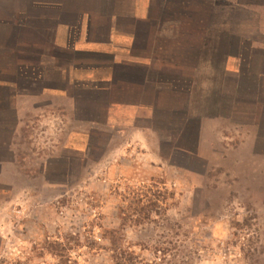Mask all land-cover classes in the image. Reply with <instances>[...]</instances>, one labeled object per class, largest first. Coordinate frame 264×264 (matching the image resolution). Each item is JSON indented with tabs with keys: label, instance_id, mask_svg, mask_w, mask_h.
<instances>
[{
	"label": "crops",
	"instance_id": "crops-1",
	"mask_svg": "<svg viewBox=\"0 0 264 264\" xmlns=\"http://www.w3.org/2000/svg\"><path fill=\"white\" fill-rule=\"evenodd\" d=\"M13 1L0 0V182L61 127L63 148L160 163L226 140L264 150V0Z\"/></svg>",
	"mask_w": 264,
	"mask_h": 264
},
{
	"label": "rangeland",
	"instance_id": "rangeland-1",
	"mask_svg": "<svg viewBox=\"0 0 264 264\" xmlns=\"http://www.w3.org/2000/svg\"><path fill=\"white\" fill-rule=\"evenodd\" d=\"M64 138L61 127L55 149L33 147L3 175L0 264H264V150L253 141L160 163Z\"/></svg>",
	"mask_w": 264,
	"mask_h": 264
}]
</instances>
